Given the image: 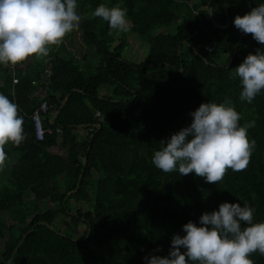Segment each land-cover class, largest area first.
<instances>
[{
    "label": "trees",
    "instance_id": "obj_1",
    "mask_svg": "<svg viewBox=\"0 0 264 264\" xmlns=\"http://www.w3.org/2000/svg\"><path fill=\"white\" fill-rule=\"evenodd\" d=\"M245 2L247 12L226 0H77L81 20L69 34L81 30L83 43L98 56L95 71L72 54H57L56 48L69 53L63 42L13 71L0 65V93L17 105L25 135L19 146H5L0 264H145L146 256H167L172 237L185 234L184 224L198 223L223 202L247 203L255 209L253 222H264V91L242 102L239 78H233L247 55L264 48L237 29L234 18L264 0ZM100 4L127 9L131 31L150 45L144 63L123 59L125 43L114 45V30L92 15ZM174 25V34H153ZM219 54L228 57L222 66L213 59ZM105 87L111 94L100 97ZM226 98L241 125L254 122L247 135L255 145L244 170L228 169L221 181L207 183L153 165L160 142L191 124L190 112ZM43 103L45 135L38 140L32 117ZM82 174L77 192L67 197ZM83 202L86 207H79ZM58 224L70 233L58 231ZM250 258L264 264L258 252Z\"/></svg>",
    "mask_w": 264,
    "mask_h": 264
},
{
    "label": "clouds",
    "instance_id": "obj_2",
    "mask_svg": "<svg viewBox=\"0 0 264 264\" xmlns=\"http://www.w3.org/2000/svg\"><path fill=\"white\" fill-rule=\"evenodd\" d=\"M92 15L106 21L110 30H129L127 9L119 5L100 4ZM80 20L77 0H0V65L23 66L30 57H47L53 46L79 27ZM233 23L264 45V3L237 15ZM237 77L240 100L252 103L264 91V48L245 57L235 68L233 78ZM189 115L191 124L161 141L162 147L153 153L157 169L180 175L194 173L207 183H217L228 169L247 167L255 145L247 130L254 122L241 125V115L230 99L202 103ZM24 140L23 116L17 105L0 93V172L7 166L5 146H19ZM254 211L247 203L223 202L218 210L203 213L198 223L184 224L185 234L172 237L167 256H146L145 264H253L251 254L264 255V222H253Z\"/></svg>",
    "mask_w": 264,
    "mask_h": 264
},
{
    "label": "rangeland",
    "instance_id": "obj_3",
    "mask_svg": "<svg viewBox=\"0 0 264 264\" xmlns=\"http://www.w3.org/2000/svg\"><path fill=\"white\" fill-rule=\"evenodd\" d=\"M227 1V5L230 6H234V7H239L240 9H242L244 12H247V6L245 0H226ZM176 31V25L172 26V27H159L157 29L154 30L153 34L155 35H159V34H174ZM72 34H67L66 38L67 40H65V38H63V43L65 48L67 49V52H69L68 54L66 52H64L63 48H60V50H58L59 48H56V46H53L51 48V50H55L57 54L59 55H63L66 58H69V54L74 55V57L78 60L79 64H85L87 63L89 66H91V69L93 71H95L96 67L98 66V56L96 55L94 49L86 46L83 43L82 40V32L81 30L76 31L73 34V37L71 36ZM113 36L115 37V44L117 45L121 40L125 43V47H124V51H123V59H125L126 61L130 62L131 64L134 65H140L142 63L145 62V60L147 59L148 55H149V50H150V45L147 41L142 40L140 37H138L135 33H133L130 29V21H129V30L127 32H118L116 30L113 31ZM70 38V39H69ZM62 45V43H61ZM62 49V50H61ZM50 50V53H51ZM49 53V54H50ZM35 57H30L29 59L33 60ZM45 57H43L44 59ZM83 58V59H80ZM227 56L224 54H219V55H215L213 57L214 61L222 66L224 64H226L227 61ZM10 70L13 71V66H9ZM50 74V70L48 69V71L44 74V79H46L48 77V75ZM100 93L101 96H109L111 94V90L109 87H105L100 89ZM31 195H27L26 198L30 199ZM79 207H86V203H80ZM65 224L67 225L68 222L66 221ZM57 230L66 234L70 233L71 229H66L63 226H60L59 224L57 225Z\"/></svg>",
    "mask_w": 264,
    "mask_h": 264
},
{
    "label": "built area",
    "instance_id": "obj_4",
    "mask_svg": "<svg viewBox=\"0 0 264 264\" xmlns=\"http://www.w3.org/2000/svg\"><path fill=\"white\" fill-rule=\"evenodd\" d=\"M208 51H212L213 48L212 47H208L207 48ZM48 109V106L46 103H43L40 107L39 110H37L35 112V114L33 115L32 119L34 121V126H35V131H36V136L38 140H42L44 138L45 135V131L43 130L42 126H41V119H40V111L42 112H46ZM99 115V114H97Z\"/></svg>",
    "mask_w": 264,
    "mask_h": 264
},
{
    "label": "water",
    "instance_id": "obj_5",
    "mask_svg": "<svg viewBox=\"0 0 264 264\" xmlns=\"http://www.w3.org/2000/svg\"><path fill=\"white\" fill-rule=\"evenodd\" d=\"M224 8L227 9L226 6H225ZM226 14H227V11H226ZM218 27H221V26H218ZM226 27H228V26H224V27H221V28H226ZM244 35H246V34L244 33ZM74 91H77V90H74ZM69 96H70V95L66 96L65 100L62 102L61 108L66 104L67 100L69 99ZM58 114H59V112H57V113L55 114V116L52 118V120H51L52 123L54 122V120L56 119V117H57ZM80 127H84V125H82V126H80ZM95 127H96L98 130L101 129V125H96ZM91 138H93V136H92ZM86 164H87V157L85 158L84 166H85ZM82 178H83V174L80 176V181H79V184H78L77 188H76L74 191L68 193L67 197H69V196H71L72 194H74V193L77 192V190H78V188H79V186H80V182H81ZM40 224L46 225L49 229H51V230L54 231V228H53L50 224H48V223H46V222H42V223H40ZM29 233H30V231H29L27 234L24 235L23 240L29 235ZM11 261H12V260H10L8 264H11Z\"/></svg>",
    "mask_w": 264,
    "mask_h": 264
},
{
    "label": "crops",
    "instance_id": "obj_6",
    "mask_svg": "<svg viewBox=\"0 0 264 264\" xmlns=\"http://www.w3.org/2000/svg\"><path fill=\"white\" fill-rule=\"evenodd\" d=\"M41 88V87H40ZM39 94L40 95H44V90L43 89H39ZM84 127H86V126H84ZM78 128H83V127H78ZM77 134H78V137H79V139H83V137L86 135V132L84 131V132H77ZM92 137V136H91ZM93 138H90V142H91V140H92ZM90 150V148H88V151Z\"/></svg>",
    "mask_w": 264,
    "mask_h": 264
}]
</instances>
